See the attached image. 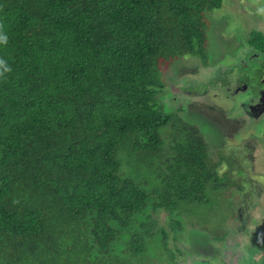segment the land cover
<instances>
[{"label":"trees","instance_id":"1","mask_svg":"<svg viewBox=\"0 0 264 264\" xmlns=\"http://www.w3.org/2000/svg\"><path fill=\"white\" fill-rule=\"evenodd\" d=\"M221 7L0 0V264H136L151 237L167 249L159 211L174 231L230 186L227 158L160 102V60L210 65L205 15Z\"/></svg>","mask_w":264,"mask_h":264},{"label":"rangeland","instance_id":"2","mask_svg":"<svg viewBox=\"0 0 264 264\" xmlns=\"http://www.w3.org/2000/svg\"><path fill=\"white\" fill-rule=\"evenodd\" d=\"M205 20L210 65L188 56L160 60L165 78L160 102L166 112L197 128L210 161L227 158L218 173L231 175L225 182L230 186L210 192L204 204L181 208L173 218L174 231L159 211L158 225L169 232L167 249L159 241L162 235L151 237L136 264H256L264 257V119L248 128L250 121L239 116L258 84L259 65L248 57L264 46V0H222ZM252 36L260 37L257 47L250 43ZM241 83L247 92L232 97L227 86ZM253 171L258 173L253 176ZM252 205L258 206L244 209Z\"/></svg>","mask_w":264,"mask_h":264},{"label":"flooded vegetation","instance_id":"3","mask_svg":"<svg viewBox=\"0 0 264 264\" xmlns=\"http://www.w3.org/2000/svg\"><path fill=\"white\" fill-rule=\"evenodd\" d=\"M253 64L257 63L259 65V70L257 71L256 77H258V81L256 85L253 86L252 89V94H253V99H250V102L247 107H244L241 105V110L239 116L245 117L247 120L250 121L248 124V128L254 123H257L258 121L264 119V52H259V53H251L250 57H248ZM245 88V89H244ZM228 90H233V93L231 94L232 97L239 96L240 94H244L247 92V89L245 86H242V83L237 86V84L232 87V86H227V92ZM243 90V91H242ZM248 128L246 130H248ZM252 135H255L252 133ZM262 148V147H260ZM240 161V159L238 158ZM257 171L251 172V174L254 176ZM258 205H252L249 207H246L244 209L248 208H255ZM246 225L241 223L240 227H245ZM228 233H230L228 231ZM264 234V232H262ZM264 252V249L262 250ZM258 263L256 264H264V257L260 259H256Z\"/></svg>","mask_w":264,"mask_h":264},{"label":"clouds","instance_id":"4","mask_svg":"<svg viewBox=\"0 0 264 264\" xmlns=\"http://www.w3.org/2000/svg\"><path fill=\"white\" fill-rule=\"evenodd\" d=\"M6 40L5 37L0 36V42H4ZM260 52V51H259ZM193 58V57H192ZM4 62L2 60H0V64H3Z\"/></svg>","mask_w":264,"mask_h":264}]
</instances>
